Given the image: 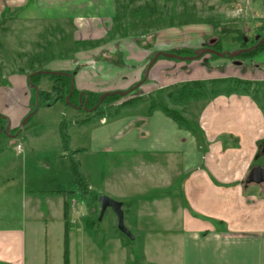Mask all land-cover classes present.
<instances>
[{
	"label": "crops",
	"instance_id": "1",
	"mask_svg": "<svg viewBox=\"0 0 264 264\" xmlns=\"http://www.w3.org/2000/svg\"><path fill=\"white\" fill-rule=\"evenodd\" d=\"M246 3L251 4L250 0ZM256 4L244 6V9L254 12V8L259 9ZM116 13L117 0H0V23L3 20L7 23L5 29L0 30V38H5L0 42V115L9 127L15 128L29 113L32 101V87L28 84L30 65L26 67L18 62V66L14 65L16 68L5 67L8 59L14 62L21 55L20 41L24 38L16 37V30H25L28 33L25 39L30 41L41 37L44 40L43 51L34 53L37 58L34 71L75 70L73 83L78 91L101 94L128 90L140 82L154 52L206 47L218 23L224 25L223 22L208 23V19L172 24L154 31L157 37L153 43H144L141 36L112 33ZM260 13L263 17L264 7ZM258 22L254 26L255 33L261 31L264 19ZM209 25L211 28L207 30ZM227 27L223 26L220 38L222 44V36L231 35V51L240 48L242 42L248 44L259 36L257 33L255 38H250L240 25ZM54 30L66 33L59 36V44L52 42ZM69 32L72 41L77 43L70 57L65 53L68 50V37L65 36ZM63 39L64 44L61 43ZM11 51L13 56L10 57ZM256 58L261 60L256 66L264 64V51L248 58L244 66L251 65ZM186 61L159 56L147 77L124 96H155L162 89L191 80L264 79V70L258 76L257 73L247 76L250 69L239 72L228 63H215L210 56ZM136 107H126L108 119L103 117L96 125L81 122L90 134L88 148L97 152H146L150 161L143 165L149 167L146 174L150 181L157 184L152 187L154 190L171 186L170 181L159 184L158 180L167 172L160 169L163 165L156 159L160 155L171 159L178 157L176 175L180 181L181 201L177 207L182 230L179 233H144L141 238L154 241H144V255L137 259L133 254V242L122 241L117 235L104 236L97 241L96 235L71 225L76 220L68 214V198L78 191L41 193L68 191L56 187L23 190L20 216H0V264H64L65 248L68 264H72V255L80 258L84 248L98 251L107 245L110 248L108 262H101L99 257L92 264H129L134 258L141 264H264V183L245 182L252 166L264 167L257 162L264 154V113L256 101L247 94H222L206 101L196 117L204 132L206 144L203 148L193 134L180 128L160 110L146 115V110L131 111ZM4 122L0 121V125ZM13 142L15 140L10 139L9 145ZM20 144L22 153L17 150L18 154H14L7 149L0 152V165L10 169L11 165L19 163L17 156L28 157L29 151L24 149L22 141ZM66 158L70 171L69 157ZM46 167L50 169V163H46ZM164 196L169 197L168 194L159 195ZM156 197L144 201L157 205L160 199ZM54 212L56 214L52 215ZM53 222L61 227L60 232L49 230ZM169 237L172 240L167 241ZM48 240L54 250L52 254L48 253ZM28 245L33 249L27 250ZM38 260L40 262H36Z\"/></svg>",
	"mask_w": 264,
	"mask_h": 264
},
{
	"label": "rangeland",
	"instance_id": "2",
	"mask_svg": "<svg viewBox=\"0 0 264 264\" xmlns=\"http://www.w3.org/2000/svg\"><path fill=\"white\" fill-rule=\"evenodd\" d=\"M246 2L247 0H117L118 13L117 18H114L111 25V31L115 35L141 36V42L153 43L154 39L157 37V34L153 35V33L161 27L208 19V23L223 22L224 25L218 23V26L214 28L207 42L210 41V39L217 38L220 30H222L221 33H223V26L227 25V28H234L240 25L241 30L245 34L250 35V38H255L256 35L259 34L256 38L259 39L263 36L261 33L262 30L259 31V33L257 32V34L254 31V26L258 21V23H260L264 19V16H260L262 14L260 13V9L264 7L262 0H250L251 4H247ZM254 4L259 6V9L254 8L253 10L254 12H259L258 14L244 9V6L249 7ZM54 25L55 24H53V26ZM6 26L7 23L3 20L2 23H0V30L5 29ZM206 28L210 30L211 26L209 25ZM245 28L248 29L246 30ZM15 32L17 33L16 37L19 36L20 38H24L20 41L22 45L20 48H22V51H19V54L21 53V55L20 57L18 56L14 62L8 59V61L5 62V67L11 65L13 68H16L14 65L18 66L19 62L22 66L27 67L30 65L29 68L31 71H34V61L37 60L34 53L43 51L45 48L44 40L41 37L30 41L29 39H25V36L28 34L25 30L22 32L16 30ZM52 34L54 37L52 42L54 44H59V36H62V34L65 35L66 33L65 31L60 32L54 30ZM230 36V34L226 37L225 35L222 36V51H231L233 45L230 44ZM65 37H68V50L65 53H69L70 57L71 53L76 49L77 43L72 41L71 32ZM2 40L5 41V38H0V42ZM9 40L11 42L13 38L11 37ZM252 41L253 40L248 41V44ZM257 41L258 40H256V42ZM61 43H65L64 39ZM55 50L56 48L54 47V51ZM9 56H13L12 51ZM203 56H210L215 63H228L235 68L234 70L239 72L246 68L250 69L247 76H252L251 73L254 76L256 75L254 73H257L258 76L259 72L264 70V64L256 66L255 63L261 62L258 58L252 60L253 63H251V65L244 66L243 62L249 61L250 59L248 58L250 57L245 58L236 56L234 58L223 57L219 59L213 57L212 54ZM194 60L195 59L191 61ZM191 61L188 60L186 62ZM37 67H41L39 61H37ZM248 78L249 77L244 79L252 80ZM252 81L253 84L248 88L249 94L253 100L255 99L254 101H256L264 113V79ZM52 86L53 81L48 76H39L37 83L38 89L50 91ZM168 91L163 94L165 103L171 107L181 108V111L186 117H190V119L196 121L200 108L207 100H188L182 104L177 101L176 104L174 102L176 100L173 98L169 99L166 96ZM130 97L131 96L128 94L112 103L111 106L102 105L100 113L87 111L89 112L88 116L90 121H84L86 111L76 109L72 103L58 101L51 106H45L40 102L37 103L38 106L35 112L28 118L21 129L20 124L29 113L19 121L15 128L9 127V129H7V125H9L7 121L0 125V152L7 149L14 154H18V152L22 153V150L17 152L18 149L16 148V145L21 141L24 145V149L29 151V155L26 159L22 157L23 154L17 156L19 163L11 165L10 169L5 165H0V216H3L2 214H5V216H20L19 214L22 212L21 201L23 199L21 193L23 190H47L52 187L76 190L73 176L67 166L66 158L75 156V159L80 164V169L83 171L84 175L87 176L88 182L91 185L87 194L84 195L77 192L78 194L70 195L68 198V214L76 220L74 223H71V225H76L77 230L91 232L96 235V238H98L96 239L97 241L103 240L102 238L104 236L112 237L117 235L122 241L133 242V254L137 259L139 256L144 255V241L150 243L154 241L141 238L144 233L158 231L179 233L182 230V225L177 207L181 201L180 181L176 175L179 164L178 157L171 159L169 156L162 157V155H160L161 157L156 159V161L163 165L160 169L167 172L162 179L159 178V184L161 181L164 183L170 181L171 186L169 189L154 190L152 187L157 184L150 181L146 174L149 167L143 165L144 162L150 161L148 158L150 155L146 154V152H137L134 150L131 152H109L107 150L97 152V150L93 151L92 148H88L90 146V134L88 129H84L81 122L87 125H96L103 117L105 119L112 117L111 115L114 113L117 105ZM147 105L148 101L143 104H138L137 107L132 106L133 108L136 107V109H131V111L133 110L136 113L145 112ZM64 120L67 121V129L70 136V143L67 151L62 148L58 131L59 123ZM10 139L15 140L12 145H9ZM75 149L79 150L77 153L73 154L72 151ZM63 155L67 156L63 157ZM154 157L157 156L154 155ZM257 162L264 165V154L259 157ZM46 163H50V169L46 167ZM152 177H154L153 174ZM100 194H107L122 202L124 224L131 232V237L125 235L117 228L116 216L111 208H107L102 218L99 219L100 204L98 202V196ZM161 194H168L169 197H159ZM151 197L160 199V202L157 203V205H153L144 201L150 200ZM41 211L45 213L44 208H42ZM55 214V212L52 213V215ZM56 225L57 223L53 222L52 228L50 227L51 229L49 228V230L60 232L61 227ZM37 227H39L40 231L39 224H37ZM170 240H172V238L169 237L167 241ZM50 243V240H48V253L52 254L54 250ZM31 248L33 249V247H29L28 245L27 250L30 251ZM83 250V252L80 251L83 253L80 258H76L72 255V264H92L99 257H101V262H108L109 256L107 258V252L109 253L110 250L108 245L101 246L98 251L96 249L89 251L87 248ZM29 255L31 259L33 254L31 253ZM135 259L136 258L131 260L129 264H141L140 261ZM36 262L40 261L38 260ZM50 263H52V260H50Z\"/></svg>",
	"mask_w": 264,
	"mask_h": 264
},
{
	"label": "trees",
	"instance_id": "3",
	"mask_svg": "<svg viewBox=\"0 0 264 264\" xmlns=\"http://www.w3.org/2000/svg\"><path fill=\"white\" fill-rule=\"evenodd\" d=\"M263 6H264V0H262ZM118 13V12H117ZM116 13V18H117ZM264 27V26H263ZM262 27V28H263ZM262 30V35L264 34V28ZM221 31L218 33V37L214 39H210V41L207 42V47H212L216 50L222 51V44H221ZM256 40H253L251 43L247 44L242 42L240 45L241 47H247L251 44L255 43ZM264 51V42L258 45L256 48H253L251 51L242 53L238 55L237 57H253L256 54ZM173 52L180 54V55H192L194 54L193 50H187V49H177ZM153 55V54H152ZM151 55V57H152ZM213 57H217L216 55L212 54ZM34 72L31 71L30 74ZM62 73H48V74H29L30 81L37 85L39 76L46 75L53 81V86L50 91L41 90L38 89V102L37 103H43L45 106H51L52 104L58 102V101H66L65 97L69 93L70 89V83L71 80L75 76V70L73 71H61ZM253 84L252 80H245L242 78H236V77H221V78H211L207 80H191V81H184L179 82L177 84L171 85L170 87L166 89H162L158 91L155 96H135L128 98L121 103H119L114 111V113L111 116L118 115L120 111L126 107L138 105L141 103H144L148 101V106L146 109V115H150L154 110H160L163 112L167 117L172 119L180 128H183L185 130H188L191 134H193L197 140L201 148H203L206 144V141L204 139V132L198 125L196 121H193L192 119L186 117L183 112L181 111V108H175L168 106L164 101L163 94L166 93V96L169 99H174V101L177 104V101L181 104L184 102H187L188 100H199V99H206L211 100L212 98L218 96V95H229V94H249L248 88ZM32 101H31V107L30 111L34 109V100H35V89L32 87ZM82 93L81 91H78L75 86H73L71 95L69 97V103L78 105L79 103V94ZM83 94H86L87 96V103H86V109L83 107H80V110L86 111L85 112V119L84 121H90V118L88 116L87 111H93V112H101V106L102 105H110L117 101L118 99L122 98L123 96L115 93V94H109L101 101V103L93 109V107L97 104L99 100L100 94L92 93V92H83ZM82 100L84 102L85 97L82 96ZM255 100V99H254ZM178 103V104H179ZM29 111V112H30ZM0 121H5L3 116L0 115ZM68 124L67 121L64 120L59 123L58 125V131L61 138V145L63 150H68V146L70 143V136L68 134ZM79 149H75L72 151L73 154L77 153ZM70 161V172L73 176L74 184L76 186V191L82 194H87L89 191V182L87 177L84 175L83 171L80 169L79 162L75 159L74 156L69 157ZM73 190L68 191H51V192H41V193H73ZM64 264H68L67 259V249H64Z\"/></svg>",
	"mask_w": 264,
	"mask_h": 264
},
{
	"label": "water",
	"instance_id": "4",
	"mask_svg": "<svg viewBox=\"0 0 264 264\" xmlns=\"http://www.w3.org/2000/svg\"><path fill=\"white\" fill-rule=\"evenodd\" d=\"M264 42V34L263 36H261V38L258 39V41L249 46V47H241L238 48L236 50L233 51H219L216 50L212 47H202V48H197L195 49L193 52L194 54L192 55H180L177 54L175 52H166V51H161L158 50L156 52H154V54L152 55V57L150 58V60L148 61L144 72H143V78L142 80H140V82L136 83L134 86H132L131 88H129L128 90H122V91H112V92H103L100 94L99 96V100L97 102V104L93 107L96 108L101 101L104 99V97H106L109 94H119L121 96L126 95L127 93H129L130 91L134 90L148 75V71L150 69V67L152 66V64L157 60V58L159 56H163V57H167V58H174V59H178V60H193V59H198L203 55L206 54H214L216 56L219 57H228V58H234L242 53L251 51L253 48H256L258 45H260L261 43ZM238 63V62H237ZM39 73H43V74H48V73H57L60 74L62 72L60 71H49V70H37L32 72L31 74H39ZM30 74V75H31ZM28 84L30 87H33L35 89V100H34V109L32 111L29 112V114L23 119V121L20 124V129L23 127V125L25 124V122L27 121V119L35 112L36 108H37V102H38V87L37 85H35L34 83H32L30 81V76L28 77ZM74 83H73V79L71 80L70 83V89H69V93L66 95L65 100L66 102H69V97L71 95L72 89H73ZM82 96L85 97V100L83 102L82 100ZM86 103H87V96L86 94L80 93L79 94V103L78 105H74L73 106L80 108L83 107L84 109H86ZM7 129H9V126L7 125ZM245 182L246 183H256V184H260V183H264V167H262L261 165H254L250 168L246 178H245ZM98 202L100 204V214H99V219L102 218L103 214L105 213V211L107 210V208H111L113 210V212L115 213L116 216V225L117 228L124 233L125 235L131 237V232L128 230V228L125 226L124 224V212H123V204L121 201L116 200L110 196H108L107 194H100L98 196Z\"/></svg>",
	"mask_w": 264,
	"mask_h": 264
},
{
	"label": "built area",
	"instance_id": "5",
	"mask_svg": "<svg viewBox=\"0 0 264 264\" xmlns=\"http://www.w3.org/2000/svg\"><path fill=\"white\" fill-rule=\"evenodd\" d=\"M16 148L18 149V151L21 150V144L18 143V144L16 145Z\"/></svg>",
	"mask_w": 264,
	"mask_h": 264
},
{
	"label": "flooded vegetation",
	"instance_id": "6",
	"mask_svg": "<svg viewBox=\"0 0 264 264\" xmlns=\"http://www.w3.org/2000/svg\"><path fill=\"white\" fill-rule=\"evenodd\" d=\"M255 40H258V39H255ZM77 106V105H76Z\"/></svg>",
	"mask_w": 264,
	"mask_h": 264
}]
</instances>
